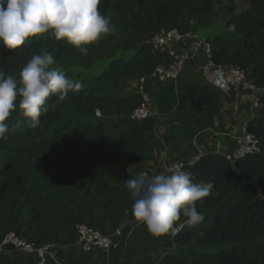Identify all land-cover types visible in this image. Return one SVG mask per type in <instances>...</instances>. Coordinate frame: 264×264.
I'll return each instance as SVG.
<instances>
[{
    "label": "trees",
    "instance_id": "obj_1",
    "mask_svg": "<svg viewBox=\"0 0 264 264\" xmlns=\"http://www.w3.org/2000/svg\"><path fill=\"white\" fill-rule=\"evenodd\" d=\"M226 1L231 5L236 0ZM216 2L102 0L101 14L111 18L116 31L88 45L86 55L51 34L33 37L15 51L0 47V71L6 76L18 78L33 55L48 51L70 78L84 83L63 100L50 97L35 129L19 111L9 119L7 139L0 141V243L12 231L36 247L47 242L62 246L77 242V222L110 235L126 214L134 221V200L123 185L133 176L116 177L114 165L122 161L132 168L152 155L158 143L156 115L129 119L140 96L116 85L147 78L164 61L163 55L150 54L144 40L172 28L198 33L189 20L213 17ZM238 6L239 14H229L208 35L212 59L248 72L251 82L264 88V0H240ZM139 37L141 44L135 42ZM176 110L200 121L217 115L219 104L211 86L190 85L179 92ZM258 111L247 127L262 140L259 154L233 165L205 155L186 171L211 191L196 205L205 219L179 229L157 264H264V95ZM77 206L94 214L103 211L101 222L90 223ZM137 264L154 263L144 257Z\"/></svg>",
    "mask_w": 264,
    "mask_h": 264
},
{
    "label": "clouds",
    "instance_id": "obj_2",
    "mask_svg": "<svg viewBox=\"0 0 264 264\" xmlns=\"http://www.w3.org/2000/svg\"><path fill=\"white\" fill-rule=\"evenodd\" d=\"M102 0H0V47L15 51L31 38L51 34L86 55L88 45L115 34L111 18L100 11ZM84 83L70 78L48 51L33 55L19 77L0 71V141L7 139L13 113L30 121L35 129L50 97L63 100L79 92ZM133 197L132 216L154 238L174 237L180 227H194L205 217L197 203L211 195L209 187L196 183L193 174L165 169L146 171L123 181ZM181 217L185 219L181 221Z\"/></svg>",
    "mask_w": 264,
    "mask_h": 264
},
{
    "label": "crops",
    "instance_id": "obj_3",
    "mask_svg": "<svg viewBox=\"0 0 264 264\" xmlns=\"http://www.w3.org/2000/svg\"><path fill=\"white\" fill-rule=\"evenodd\" d=\"M217 1L219 2V0ZM226 11L227 6H223L213 17L191 19L189 24L204 36H210L212 31L227 19L229 13ZM186 46V42H183L176 44L174 48L175 51L182 52L187 49ZM150 54L153 57L162 55L154 54L151 51ZM202 62L199 55L196 58L188 59L182 73L175 81H159L149 76L147 78H133L116 85V89L123 88V90L137 93L139 96L148 93L151 98V105L156 111L154 119L158 143L152 155L145 162L132 166V168L127 165L129 167L128 172L146 171L150 175L158 174L162 172L164 163L188 157L197 151L195 145L200 150L211 151L215 143L219 142L223 150L227 152L233 150L236 134L240 133L241 125L251 114L250 103L254 93L234 89L222 91L216 83L210 85L204 77L203 68H201ZM246 73L248 77V72ZM219 82L217 83L219 84ZM190 85L211 86L214 100L219 104L217 115L196 121L177 113L179 92L183 87ZM257 116H259L258 109L255 111L254 119ZM165 140L169 142L166 143ZM134 167L136 168L133 169ZM137 173L132 174V176L134 177ZM77 209L79 211L84 210L88 214L89 222L91 223L92 220L96 226L101 222L104 215L101 210L94 214L83 206H77ZM119 221L117 228L112 231V233L119 231L117 239L120 243L117 250L104 253L98 249H92L84 252L77 243L65 244L59 249L60 261L63 264H137L144 257H150L152 263L157 264L161 256L172 246V237L154 238L145 228L142 230L133 229L140 225L131 220L127 214L121 217ZM109 222L110 218H108ZM34 261L33 254H24L13 251L11 248L10 251L0 254V264H32Z\"/></svg>",
    "mask_w": 264,
    "mask_h": 264
},
{
    "label": "built area",
    "instance_id": "obj_4",
    "mask_svg": "<svg viewBox=\"0 0 264 264\" xmlns=\"http://www.w3.org/2000/svg\"><path fill=\"white\" fill-rule=\"evenodd\" d=\"M239 1H234L232 14H239ZM226 0H219L214 4V15L221 8L228 6ZM233 26L229 27L232 30ZM186 42L187 49L182 52L175 51V45ZM150 51L154 54H162L165 59L161 63H157L152 74L153 79L159 81L172 80L175 81L182 73L188 59L196 58L198 55L202 58L201 68H203L204 77L210 85L215 83L220 86L222 91L234 89L236 91L253 92V100L250 103V115L248 119L241 125L240 133L236 134L235 147L232 151H225L219 142H216L211 151H203L195 148L193 154L181 159H174L164 163L162 171L169 169L171 171H187L200 162L205 155H215L224 158L230 164H235L240 159L253 154H259L262 151V140L248 130L247 124L255 118V111L259 107L260 100L264 95V88H257L247 77L246 71L239 69L233 65H224L215 63L212 59V44L208 36H201L197 32L191 30L185 33L180 32L177 28L169 30H159L148 39L145 40ZM220 81V82H219ZM219 82V84L217 83ZM232 110L233 107H232ZM156 111L151 105V98L148 93L140 95L139 105L129 113L131 120L141 121L149 117L155 116ZM78 235L77 245L84 251L98 249L104 253L115 250L119 245L117 239L118 231L110 235H105L97 228L83 224L75 223L73 226ZM29 252L33 254L35 261L32 264H63L59 257L60 245L47 242L41 246H35L34 243L27 242L18 237L14 232L9 231L5 234L0 243V253L10 251ZM25 254V253H24Z\"/></svg>",
    "mask_w": 264,
    "mask_h": 264
},
{
    "label": "rangeland",
    "instance_id": "obj_5",
    "mask_svg": "<svg viewBox=\"0 0 264 264\" xmlns=\"http://www.w3.org/2000/svg\"><path fill=\"white\" fill-rule=\"evenodd\" d=\"M228 7V6H227ZM232 14V13H231ZM200 30V29H199ZM198 34L199 35H201V36H204V34H201V32H198ZM139 40H142V37H139V39H136L135 40V42L137 43V44H141L142 42H143V40L142 41H139ZM144 43H145V40H144ZM109 53L111 54V51H109ZM129 167H127V164H124L123 162H120V161H118V162H115V165H114V169H115V171H116V177H119V176H121V175H130V176H132V174H135V173H137V172H131V171H129L128 172V169ZM136 167H134L133 169H135ZM133 171H135V170H133ZM127 173V174H126ZM68 188V187H67ZM70 198H73L72 197V192L69 190V192H68V194H67ZM83 224H85V223H83ZM144 227H143V225H140L138 228H133V229H143ZM118 233H119V231H118ZM132 233H134V232H132ZM120 239H122V237H120ZM119 243H120V241H119ZM118 247H119V245H118ZM118 247L115 249V250H117L118 249ZM170 248H172V247H170ZM19 252V251H18ZM21 253H29V252H24L23 250H22V252ZM0 254H2V253H0Z\"/></svg>",
    "mask_w": 264,
    "mask_h": 264
},
{
    "label": "water",
    "instance_id": "obj_6",
    "mask_svg": "<svg viewBox=\"0 0 264 264\" xmlns=\"http://www.w3.org/2000/svg\"><path fill=\"white\" fill-rule=\"evenodd\" d=\"M227 11H228L229 14H231L232 11H233V7L231 5H228ZM250 183L253 184L257 189H259V186H258V184H257L255 179L250 180ZM183 227H180V229L183 228Z\"/></svg>",
    "mask_w": 264,
    "mask_h": 264
}]
</instances>
